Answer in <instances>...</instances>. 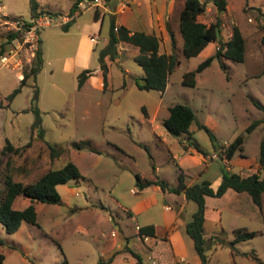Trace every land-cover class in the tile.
<instances>
[{
	"label": "rangeland",
	"instance_id": "rangeland-1",
	"mask_svg": "<svg viewBox=\"0 0 264 264\" xmlns=\"http://www.w3.org/2000/svg\"><path fill=\"white\" fill-rule=\"evenodd\" d=\"M37 1L40 8L61 14L54 15L51 25L36 28V41L24 42V28H20V35L3 52L8 58L2 61L0 55V194L6 174L25 182L34 181L46 169L58 168L68 159L79 165L81 177L85 178L60 184L57 187L61 195L59 203L38 201L37 224L23 220L16 231L7 232L0 222V254L3 255L0 264H57L62 252L55 240L71 264L79 260L80 264H98L93 236H98L99 229L105 226L100 216L111 213L122 228L134 226L135 218L115 200L116 188L123 190L135 178L125 170V165L137 164L141 170L152 172L154 162L166 164L163 146L157 147L146 140L132 141V138L149 137V122L141 121L146 110L152 115L160 103L156 123L162 127L159 119L168 114V105L187 103L196 114L192 123L193 138L202 145L212 148L218 142L225 144L243 134L246 152L250 155L259 152L264 124L259 123L250 131L245 128L256 119H264V0H227L223 11L212 0H202L205 11L199 19L209 23L217 16L221 18L222 40H218V45L230 38L233 25L240 28L245 40L244 58H224V68L216 57L197 73L195 85H186L181 82L183 74L194 69L206 56L187 57L178 49L180 61L168 75L170 87L164 94L136 85V79L144 71L129 53L117 51L115 58L107 56L101 61L100 50L109 36L112 21L109 12L104 15L101 33L97 34V41H92L91 51L76 59L82 26L93 21L95 6H86L74 15L70 8L75 0ZM117 2L110 0L108 6L114 9ZM182 5L183 0H178L174 20H179ZM63 16H69L67 24L62 21ZM73 16L75 19H71ZM36 17L31 16L30 0H0V44L9 32L17 29L15 18L33 22ZM39 45L43 55L40 70L9 101L8 94L19 85L23 69L32 65ZM102 64L107 67L105 87L100 85V81L104 82ZM83 68H92L94 72L79 86L78 73ZM35 104L41 113L43 138L32 128ZM201 123L210 128L213 139ZM7 139L20 149L2 152ZM108 141L132 157L115 148H106ZM88 142L102 150L93 152ZM75 143L84 145L76 147ZM50 144L62 149L58 156H51ZM93 162L95 167H91ZM261 174L264 176V170ZM126 195L128 199L133 198L130 192ZM128 199L124 197V201ZM24 205V197L18 196L14 206ZM245 221L246 227L256 230L257 234L234 244H227V239L210 237L205 242L207 264H264V214L263 219L252 217ZM78 223L89 232L79 229ZM187 236L189 252L198 254L192 237Z\"/></svg>",
	"mask_w": 264,
	"mask_h": 264
},
{
	"label": "crops",
	"instance_id": "crops-1",
	"mask_svg": "<svg viewBox=\"0 0 264 264\" xmlns=\"http://www.w3.org/2000/svg\"><path fill=\"white\" fill-rule=\"evenodd\" d=\"M109 2L110 0H105L99 5H94L93 21L82 26L79 45L75 53L76 59L91 51L92 41H97V34L101 33L106 12L110 13L112 20L117 25H125L130 30H144L149 33H155L160 38V52L169 53L172 50V35L175 41V49H182L183 39L179 31V20L173 19L178 0H160L158 4L156 0H118L114 5V9L108 6ZM77 8L78 6L74 10V15H77L78 11L81 12V9ZM181 8H179V12ZM66 17L69 20V16ZM71 19H75V16ZM221 37L222 33H220L217 40L210 41L198 54H203L206 57L213 54L218 46V40H222ZM107 42L108 38H106L105 44ZM117 51L118 54L129 53L135 56L139 48L131 42L120 40L117 43ZM125 70L127 71V69ZM100 85L104 87L102 81H100ZM169 87L170 82L167 79L165 88L157 90L160 94H164ZM159 112V102L155 106L152 115H149L146 110L145 118L141 119V121L149 122V137L147 139H142L141 137L137 138V140L132 138V141L133 143H138V141L143 143L146 140V142H154L157 147L163 146L166 149V154L164 155L166 164L161 163V165L154 162L152 164V172L149 169L141 170L137 164H127L125 165V170L129 171V173L134 176L135 173H139L145 179H163L169 186H174L178 180V171L181 170L184 173L186 184L189 185L208 179L214 189L221 183L224 169L237 172L241 176L258 172L261 177H264L261 174V170L264 169L260 167L259 152L250 155L246 152L243 143L242 151L236 152L229 159L225 158L220 151L228 142L225 144L218 142V145L212 148L202 145V143L193 138L192 123L194 120L189 126V133H182L178 136L172 135L163 124V120L168 114L159 119L162 127L156 123ZM256 120H259L257 124H264V119L259 118ZM194 142L204 151L199 150ZM88 148L97 153L102 150L92 144ZM106 148H115L132 157L131 154L114 142L108 141ZM213 154H216V156L213 157ZM75 164L80 170L79 165ZM95 166L96 163L93 162L91 167ZM84 178L80 176L74 180L78 181ZM89 181L92 182V180ZM91 182H87L88 185H91ZM129 192L133 194L131 199H128L126 195ZM115 194L116 202L122 206V209L129 216L131 215L135 218L134 226L132 229L122 228V225L111 213L100 216L103 218L105 226L99 229L98 236H93L98 249V264H150L151 258L156 259V264H201L199 255H192L189 252L186 223L190 220L196 204L194 201L187 199L184 192L163 189L158 183L140 187L136 184V178H134L123 190L116 188ZM111 196L113 197L114 195ZM124 197L128 201H124ZM24 200L25 205L23 207L30 203L29 199L24 198ZM37 202H33L35 209ZM15 203L16 200L14 205ZM101 205L103 206V204ZM263 211L264 193L262 195L261 208L253 201L247 191H237L232 187L227 188L219 196L206 195L204 238L209 241L210 237L214 236V238L222 240L227 239V244H230L234 237L233 230L239 227L248 229L244 223L246 222L245 220H249L252 217L263 219ZM98 219L99 217L96 218V221ZM137 220H140L141 223ZM148 224H152L154 227L153 236L140 233V227ZM207 226L211 228L210 231L206 229ZM77 227L83 229L86 233L89 232L82 223H78ZM112 230L115 231L114 234L111 233ZM80 263L81 261L79 260L77 264Z\"/></svg>",
	"mask_w": 264,
	"mask_h": 264
},
{
	"label": "trees",
	"instance_id": "trees-1",
	"mask_svg": "<svg viewBox=\"0 0 264 264\" xmlns=\"http://www.w3.org/2000/svg\"><path fill=\"white\" fill-rule=\"evenodd\" d=\"M80 0H75L70 8L72 13ZM219 11L226 9L227 0H212ZM31 16H39L44 13L58 15L59 11L40 8L37 0H30ZM205 11V1L202 0H184L183 6L179 12V31L183 39L182 52L185 56H194L198 54L210 41H215L219 38L221 18L217 16L215 20L206 23L199 19V15ZM264 15V12H262ZM9 18L8 15H4ZM14 19V18H13ZM22 18H15L14 20H21ZM24 20V19H22ZM29 20H24L23 27L28 26ZM116 27V29H115ZM233 31L230 38L217 46L215 52L197 64L194 69L188 70L183 74L181 82L186 85H194L196 82V75L207 67L214 58H219L224 68V58H232L235 60H243L245 51L244 36L237 25H233ZM20 35V30H12L8 33L6 40L0 44V55L6 50V45L16 36ZM120 40L131 42L138 46L139 51L134 56V59L142 66L143 75L136 79V85L141 89H160L163 90L166 86L169 73L179 64V55L175 49V41L172 35V50L169 53L160 52V38L155 33H149L144 30H130L125 25H117L114 20L111 21V27L108 36V42L100 50V59L104 62L108 56L115 58L117 54V43ZM33 63L29 68H24L22 77L19 80V85L8 94L7 98L11 101L14 95L27 82L29 77H36L43 63V55L40 45L34 51ZM103 66V85H106L107 67ZM94 70L92 68H83L78 73V85L81 86L83 82L92 75ZM37 93H35V97ZM1 104V102H0ZM35 119L32 128L37 131V135L43 138L44 130L41 126V113L37 105L32 106ZM168 115L164 118L163 124L167 131L175 136L182 133H189V126L195 120V110L187 103L176 102L168 106ZM259 120H254L246 130L250 131ZM203 127L213 139V134L210 128L205 124H199ZM244 143V135L238 134L233 140L223 146L222 152L226 158H231L236 152L242 151ZM31 140L26 143L30 145ZM196 147L204 151L196 142ZM76 147H82L84 144L75 143ZM90 146L88 142V147ZM20 148L14 146L8 139L2 152L7 150L16 152ZM50 154L52 157L58 156L62 149L49 145ZM93 149V148H91ZM259 162L261 169H264V133L259 143ZM81 172L77 165L71 159H68L62 166L58 168H48L43 171L34 181L25 182L21 179L13 177L11 174H6L3 179L4 187L0 194V222L4 225L7 232L16 231L21 222L26 220L31 224H37V212L33 202L41 201L48 203H59L61 201L60 193L57 185L66 183L70 179H78ZM136 184L140 187L151 183H158L163 189H169L174 192H184L187 199L195 202L196 207L192 212L191 219L186 223V231L194 241L195 249L201 259V264H207V255L205 253V238H204V219H205V196L214 195L219 196L225 192L229 187L237 191H247L253 201L261 208L262 195L264 192V177H261L258 172L251 173L247 176H241L237 172L224 169L221 183L216 189L210 185L208 179L192 184H186L184 173L179 170L177 174V183L174 186L163 179H145L139 173H135ZM18 196H22L30 200V203L25 207H16L14 202ZM140 233L154 235V227L152 224L143 225L140 227ZM234 237L230 241L234 244L238 241L253 237L257 234L256 230H249L246 228H235L233 230ZM62 256L57 264H71L68 258L63 253L60 243L55 240ZM3 255L0 254V260Z\"/></svg>",
	"mask_w": 264,
	"mask_h": 264
},
{
	"label": "built area",
	"instance_id": "built-area-1",
	"mask_svg": "<svg viewBox=\"0 0 264 264\" xmlns=\"http://www.w3.org/2000/svg\"><path fill=\"white\" fill-rule=\"evenodd\" d=\"M104 0H80L78 2V8L77 9H82L86 6H94V5H99L103 2ZM251 19V18H249ZM55 20V16L52 14H43V15H39L37 16L35 19H33V22H30L31 20L28 21V26L27 27H23L22 23H24V20H15V25L17 27V29L20 28H24V42H32V41H36L38 39V36L36 35V28L40 27V26H48L51 25ZM63 22L67 21V17L63 16L62 18ZM116 29V27H115ZM8 58L7 55L2 54L1 55V60L4 61ZM222 152V150L220 151ZM223 155V153H221ZM213 157L216 156V154L212 155ZM224 156V155H223ZM225 157V156H224ZM226 158V157H225ZM112 234L115 233L114 230L111 231ZM156 259L151 258L150 259V264H156Z\"/></svg>",
	"mask_w": 264,
	"mask_h": 264
}]
</instances>
